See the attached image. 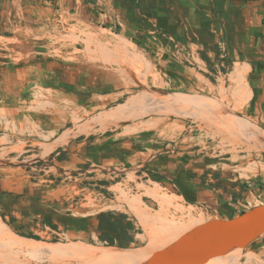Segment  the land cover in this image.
<instances>
[{
	"label": "crops",
	"instance_id": "obj_1",
	"mask_svg": "<svg viewBox=\"0 0 264 264\" xmlns=\"http://www.w3.org/2000/svg\"><path fill=\"white\" fill-rule=\"evenodd\" d=\"M54 27L82 57L50 60ZM253 124L264 132V0H0L2 211L74 222L95 244L97 215L122 212L155 250L264 201L263 153L206 150ZM53 156L79 174L116 172L109 204L58 208L48 194L59 188L33 170Z\"/></svg>",
	"mask_w": 264,
	"mask_h": 264
},
{
	"label": "rangeland",
	"instance_id": "obj_2",
	"mask_svg": "<svg viewBox=\"0 0 264 264\" xmlns=\"http://www.w3.org/2000/svg\"><path fill=\"white\" fill-rule=\"evenodd\" d=\"M51 21L55 23L57 20L51 17ZM71 41L72 39L68 37L64 40H62V38L57 40V28H52L48 45L50 60H71L74 57H82L85 50L78 46H72ZM130 48V54L138 53L145 57L148 56L145 51H140L139 49L134 50L133 47ZM153 53L152 50L148 51V54L151 56L155 55ZM93 66H96V68H92L94 69L93 71H95V76H97L95 79L98 82L102 80L98 78L99 71H102L104 68H100L99 63H95ZM107 77L108 78L105 79L107 81L112 79L111 75ZM60 78L62 79V77ZM49 83L53 86L58 84L55 73H50ZM236 122L239 126V119H237ZM224 123L225 120L221 114V130L225 129ZM250 128L251 137H246V134L242 132L243 130H240V132L243 133L240 135L239 129L235 135L230 133L229 136V134L226 133V136H229L230 139H227L223 134H219L216 139L210 141L211 143H206V150L218 154L220 153L221 155L241 150L258 152L263 155L264 149L259 145V142L261 138L264 139V132L254 124L251 125ZM33 170L36 171L37 178L53 185L55 189L59 188L57 191L50 188L51 193L48 195L51 199L57 201L58 208L61 207L60 204H62V200L65 206L64 211L73 212V210L76 209L89 207L87 204L88 202L91 203L90 207L92 208H104L109 204L108 200L110 196L117 191L116 187H111L117 180L113 177L116 172L110 171L112 169H109V171L102 169V171L98 172L99 174L97 172L79 174L80 170L78 169H64L61 167L56 157L53 156L50 159L35 161ZM260 198L264 200V194L260 196ZM49 219L47 215L32 219L30 217L28 219H20L19 216L15 214L11 215V213L7 211L0 210V264H83V262L77 258L52 257L45 252L36 251L28 245L31 242L40 245H48L49 243L63 245L70 242L83 241L79 239L76 234V223L72 222L70 225L68 224V229L63 231L62 228H57L55 224V227H52L49 223ZM202 220L201 218L199 222ZM12 240H17L22 244L18 242L14 243ZM83 242L87 243V241ZM97 244L104 245L102 243ZM142 245H144V242H141V245H129L124 248L145 249L150 245V240L147 245L145 244V246L141 247ZM262 260H264V235L253 241L244 250L229 253L226 257L216 259L210 264H260Z\"/></svg>",
	"mask_w": 264,
	"mask_h": 264
},
{
	"label": "water",
	"instance_id": "obj_3",
	"mask_svg": "<svg viewBox=\"0 0 264 264\" xmlns=\"http://www.w3.org/2000/svg\"><path fill=\"white\" fill-rule=\"evenodd\" d=\"M264 234V202L228 218L193 225L138 264H207L233 250H244Z\"/></svg>",
	"mask_w": 264,
	"mask_h": 264
},
{
	"label": "bare ground",
	"instance_id": "obj_4",
	"mask_svg": "<svg viewBox=\"0 0 264 264\" xmlns=\"http://www.w3.org/2000/svg\"><path fill=\"white\" fill-rule=\"evenodd\" d=\"M147 92H149V91H147ZM181 95L182 94H180V96ZM141 96L143 98L144 95H141ZM160 98L161 97H159V99ZM163 99H161V100H163ZM153 105H154V103H153ZM231 128H233V127H231ZM247 130L251 131V128H247ZM228 131H229V129H228ZM239 132H240V129H239ZM216 133L218 134V132H216ZM241 134H243V133L240 132V135ZM234 141H236V140H234ZM232 143H233V141H232ZM139 217H141V216H139ZM141 218L143 219V217H141ZM141 218H140V220H141ZM12 242H14V243L18 242V243L22 244L21 242H19L17 240H12ZM28 245L31 246L32 248H34V250L40 251V252H45V253L51 255L52 257L77 258V259L81 260L83 262V264H138L139 262L144 260L151 252L154 251L151 249L150 246H147L145 249H138V248H124V247H117V246H109V245H98L95 243H86V242H70V243H66L63 245H58V243H49L48 245H40V244H36V243L31 242ZM239 251L240 250H233V251H230L229 253H235V252H239ZM229 253H227L223 256L213 258L207 264H210L212 261H214L216 259L226 257ZM260 264H264V262L261 261Z\"/></svg>",
	"mask_w": 264,
	"mask_h": 264
},
{
	"label": "trees",
	"instance_id": "obj_5",
	"mask_svg": "<svg viewBox=\"0 0 264 264\" xmlns=\"http://www.w3.org/2000/svg\"><path fill=\"white\" fill-rule=\"evenodd\" d=\"M56 159H58V156ZM49 223L52 227H55L50 219ZM97 228L102 232L100 240L104 245L128 247L138 243L135 237L138 228L122 212L110 210L100 212L97 215Z\"/></svg>",
	"mask_w": 264,
	"mask_h": 264
},
{
	"label": "built area",
	"instance_id": "obj_6",
	"mask_svg": "<svg viewBox=\"0 0 264 264\" xmlns=\"http://www.w3.org/2000/svg\"><path fill=\"white\" fill-rule=\"evenodd\" d=\"M67 174V173H66ZM70 175V174H69Z\"/></svg>",
	"mask_w": 264,
	"mask_h": 264
}]
</instances>
